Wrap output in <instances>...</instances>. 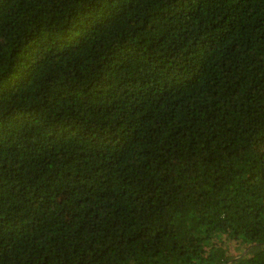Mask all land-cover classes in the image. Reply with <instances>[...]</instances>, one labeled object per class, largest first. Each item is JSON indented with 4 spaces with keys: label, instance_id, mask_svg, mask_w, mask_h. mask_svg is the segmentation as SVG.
<instances>
[{
    "label": "trees",
    "instance_id": "1",
    "mask_svg": "<svg viewBox=\"0 0 264 264\" xmlns=\"http://www.w3.org/2000/svg\"><path fill=\"white\" fill-rule=\"evenodd\" d=\"M0 264H264V0H0Z\"/></svg>",
    "mask_w": 264,
    "mask_h": 264
}]
</instances>
